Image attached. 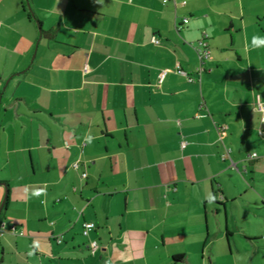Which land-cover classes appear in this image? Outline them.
<instances>
[{
  "label": "crops",
  "instance_id": "0c3cea01",
  "mask_svg": "<svg viewBox=\"0 0 264 264\" xmlns=\"http://www.w3.org/2000/svg\"><path fill=\"white\" fill-rule=\"evenodd\" d=\"M185 1L0 0V263L264 264V0Z\"/></svg>",
  "mask_w": 264,
  "mask_h": 264
},
{
  "label": "built area",
  "instance_id": "2783aa9c",
  "mask_svg": "<svg viewBox=\"0 0 264 264\" xmlns=\"http://www.w3.org/2000/svg\"><path fill=\"white\" fill-rule=\"evenodd\" d=\"M169 2H172L175 6L177 5V3L179 2L180 4L182 5H185L186 4V1L185 0H163V3L166 4V3H169ZM188 23V18H182V20L180 22H176L175 23V28L177 30H180L184 25H186ZM208 38V35L207 33H203L202 34V39L201 41L199 42L198 46L196 48V51H197V55H198V58L200 60L201 63H203L204 61L208 60L210 58V55H209V52L206 48V40ZM153 43L154 44H158L159 41L157 39H154L153 40ZM165 72H168V71H165ZM165 72H162L161 76L160 77H163L164 73ZM175 72L179 75H182L184 77H186L187 81L189 83H193L195 82V79L188 76L184 71H182L179 67H177V69L175 70ZM256 109L258 111H260L263 115H264V107L258 103L256 105ZM262 121H264V119L262 118ZM219 131L221 133H225L227 127L226 126H222V127H218ZM258 135L260 138L264 139V128L263 129H259L258 130ZM182 147L185 145V143H182L181 144ZM225 157H226V154L223 155L222 159L225 160ZM258 156L257 154L255 153H250V154H247L246 155V159L247 160H254L256 159ZM72 168L77 170L79 168V162H75L72 164ZM83 178H86L87 174L84 172L82 173L81 175ZM95 229V224L92 223V222H83L82 224V229H81V235L84 237V238H88L90 233ZM58 244H60L62 242V240L60 238H56L55 240ZM98 248V244L96 241H93V240H90L88 241V249L94 253V251Z\"/></svg>",
  "mask_w": 264,
  "mask_h": 264
},
{
  "label": "rangeland",
  "instance_id": "374dc122",
  "mask_svg": "<svg viewBox=\"0 0 264 264\" xmlns=\"http://www.w3.org/2000/svg\"><path fill=\"white\" fill-rule=\"evenodd\" d=\"M5 187H4V191H3V198L5 196ZM247 225H244V230L246 229ZM0 239H2V237L0 236ZM250 245H246V247H244L243 245L239 249V254L236 256L235 254L233 256H227V254H224L223 252H221V257L218 258L216 264H257L256 261L254 262L253 256H252V252L249 251V247ZM224 247V248H223ZM222 250L224 249H228L226 248L227 246H225L223 244ZM227 256V257H226ZM7 258H9L8 254L6 255V261ZM2 259V251H1V246H0V261ZM5 261V262H6ZM0 263V264H6V263ZM264 263V262H262Z\"/></svg>",
  "mask_w": 264,
  "mask_h": 264
},
{
  "label": "clouds",
  "instance_id": "9594fccd",
  "mask_svg": "<svg viewBox=\"0 0 264 264\" xmlns=\"http://www.w3.org/2000/svg\"><path fill=\"white\" fill-rule=\"evenodd\" d=\"M96 3L102 4L103 0H95ZM252 46L253 47H259V46H264V38L259 37V36H253L252 37ZM93 137L91 135L86 136V142L91 143ZM207 200L209 203L214 202L215 197L212 196L211 194L208 195ZM31 254V253H30Z\"/></svg>",
  "mask_w": 264,
  "mask_h": 264
},
{
  "label": "water",
  "instance_id": "95a60500",
  "mask_svg": "<svg viewBox=\"0 0 264 264\" xmlns=\"http://www.w3.org/2000/svg\"><path fill=\"white\" fill-rule=\"evenodd\" d=\"M26 5H27L28 9L31 11V8H30V6H29L28 0H26ZM36 23H37V26H38L39 33H41L42 28H41L40 24H39L37 21H36ZM3 186H4V185H3ZM4 187H5V186H4ZM5 189H6V188H5ZM6 196H7V190L5 191V196H4V199H3L2 204H1V206H0V213H1V210H2V208H3V206H4L5 202H6Z\"/></svg>",
  "mask_w": 264,
  "mask_h": 264
},
{
  "label": "trees",
  "instance_id": "16d2710c",
  "mask_svg": "<svg viewBox=\"0 0 264 264\" xmlns=\"http://www.w3.org/2000/svg\"><path fill=\"white\" fill-rule=\"evenodd\" d=\"M22 5H23V9H24L25 11H27L28 16H29L30 18H32L33 20L36 21L35 16H34L33 13H32V10L30 11V10L28 9L27 5H26V0H22Z\"/></svg>",
  "mask_w": 264,
  "mask_h": 264
}]
</instances>
